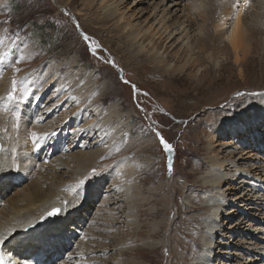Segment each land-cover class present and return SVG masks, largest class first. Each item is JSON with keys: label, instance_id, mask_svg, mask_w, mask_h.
I'll list each match as a JSON object with an SVG mask.
<instances>
[{"label": "bare ground", "instance_id": "1", "mask_svg": "<svg viewBox=\"0 0 264 264\" xmlns=\"http://www.w3.org/2000/svg\"><path fill=\"white\" fill-rule=\"evenodd\" d=\"M66 1L54 0L59 8L66 7ZM128 1L82 0L77 15L100 28L113 22L116 27L109 33L113 34L115 42L121 43L120 49L135 61L144 49L142 43L150 38L140 29L130 27L120 12ZM198 1L201 0H154L152 3L150 14L153 17L160 14L163 31L169 30L162 42L178 32L181 41L189 45L181 51L186 58L184 62L172 66L169 60L175 59L181 49L174 47L172 55L166 52L177 40L165 46V56L159 53L163 43L152 42L145 55L155 73L164 75L194 66L202 59L200 52L208 48L212 52L207 59L216 66L217 51L222 43L230 48L237 62L250 51L249 35L263 32L264 0H249L243 15L240 11L234 14L240 0H219V4L213 0L211 15L214 18L207 24L204 17L208 15L201 10ZM94 8L98 10L92 12ZM106 42L103 43L107 46ZM259 43L262 48L264 38L260 37ZM181 55H177L174 63H180ZM73 63L61 64L51 73L42 74L44 67L40 66L39 70L25 74L28 84L31 82V87L37 88L26 106L10 103L5 109L0 102V144L7 149L0 153V239L10 232L13 234L6 243H0V248L7 259L9 251L12 253L13 264H92L96 260L91 258L93 252L105 255L107 251L95 250L92 246L108 241L107 225L120 223L123 228L118 227L119 231L138 226L134 208L140 187L133 181V168L128 163L118 165L120 161L100 164V159L111 154L112 145L120 138L119 109L115 105L94 107L106 102L107 96L100 94L106 84L92 86V74L80 76L79 67ZM64 65L71 68L72 75L55 78ZM261 65L264 68V62ZM8 75L10 81L12 75ZM0 80V96H5L9 82L7 84L3 77ZM230 100L226 107L208 113L205 121L208 126L206 148L218 147L221 157L206 151L205 158L196 166L200 168L204 164L203 172L183 174L179 186L170 179L149 189L153 198L160 196L153 199L155 204L164 205L156 209L155 215L164 211L174 213L172 221L167 220L163 225L168 235L160 243L170 253V264H264V92ZM85 101L87 106L79 108ZM235 104L239 105V112L234 111L237 118L221 119L231 115ZM19 109L21 112H17ZM131 113H134L133 108ZM88 116L93 119L91 123L86 119ZM33 132L38 136L49 135L33 146ZM52 132L55 135H50ZM156 141L154 138L144 141L140 144L141 150L161 155L158 147L164 151ZM93 169L94 176L91 175ZM174 169L175 165L173 175ZM86 177H89L87 184L72 201L78 207L66 216L41 220L52 208L62 207L63 201L71 199L75 185ZM103 183L107 184L104 197L98 206H89L86 202L98 198ZM166 188L169 194L173 193V200L164 196ZM9 189L13 190L12 194ZM181 195H184L188 215L180 219ZM227 206L231 208L226 210ZM115 209L120 210L119 214L113 215ZM88 216L91 217L87 222ZM233 218L237 221L226 227ZM160 226L154 222L152 234L157 235ZM129 233L130 240L134 233ZM119 235L122 232L112 239L110 247L116 251L115 264H138L126 258L127 250L122 245L127 240L120 241ZM233 237L238 238L235 243L231 242ZM182 238L189 242L184 243ZM65 249L69 250L63 253ZM102 258L104 256L99 259ZM95 263L105 264L102 260Z\"/></svg>", "mask_w": 264, "mask_h": 264}, {"label": "rangeland", "instance_id": "2", "mask_svg": "<svg viewBox=\"0 0 264 264\" xmlns=\"http://www.w3.org/2000/svg\"><path fill=\"white\" fill-rule=\"evenodd\" d=\"M105 1L113 3L117 0ZM66 2V7L59 8L54 0H0V37L6 40L5 45H0V53L8 51L9 48H12L14 53V55L10 53L6 61L0 63V78H5L7 84L9 82V88L6 91L8 92L11 90L13 80H23L28 84L25 74H30L33 69L37 71L41 66L44 67L42 74L51 73L59 65L74 61L73 65L77 64L80 69V76L84 73L92 74L90 80L92 86L98 87L102 83L106 84L104 90H100V94L107 96L106 102L93 106L101 108L115 105L119 109L118 114L122 121L119 128L120 138L112 145L111 154L100 159V164L120 161L118 165L121 163L125 166L128 163L133 168V181L140 187L137 196L138 204H135L134 208L135 222L137 221L136 225L138 226L129 229V231L126 228L119 231L117 229L118 227L123 228L122 224L107 225L105 235L108 241L92 245L95 250L107 249V251L105 255L93 252L91 258L95 257L97 262L102 260L105 264H115L116 251L110 248L111 241L115 240L119 232H122V235H119V240L123 241L122 238L127 240L122 246L124 250H127L126 258L130 263L132 261L138 264H170V253L160 243L168 235L163 225L165 221L167 223V220L172 221L174 213H165L164 211L163 214L158 212L155 215L156 209L163 208L164 205L157 206L155 204L153 199L160 198V196L153 198L149 189L163 185L162 181L170 179L175 186H179L183 174L192 172L198 175L203 172L206 168L204 164L200 168L196 166L203 161L206 151L212 156L221 157L218 147L206 148L205 135L207 136L208 126L205 121L208 113L226 107V103L232 98L242 99L264 92V68L261 65L264 62V45L261 48L259 43L260 37L264 38V29L261 34L251 33L249 35L250 51L245 58L238 59L237 62L234 61V55L230 48L222 43L217 51L216 66L207 59L212 52V49L208 48L200 52L202 57L200 63H194V66L184 68L183 71L178 69L173 73L160 75L151 69L152 65L148 64L145 55V51L155 41L162 42L167 37L168 33L166 32L169 31H163L160 14L156 17L150 14L154 0H129L126 5L121 7L120 12L127 19L129 26L133 29H140L142 34H147L150 38L142 43L144 49L135 61L128 57L125 50L120 49L121 43L115 42L113 34L109 33L116 27L113 22L100 28L87 22L84 17H81L83 19L81 21L77 15V9H80L82 0H67ZM198 3L201 4V10L203 9L209 16L204 17L205 24H207L214 18L213 14L211 15L214 2L213 0H201ZM95 4V8H97L99 3ZM217 4H219V0H217ZM262 4L264 8V1ZM248 7L249 4L245 7L243 1L240 0L234 14L236 15L240 11V14L243 15ZM95 8L92 12L98 10ZM82 34L90 38L88 43L84 41ZM172 36L174 37L172 38ZM172 36L162 42L163 48L159 53L161 55L165 46L167 48L177 40L171 48L167 49L166 53L172 55L175 48L180 47L181 50L178 54L182 53V57L184 55L181 52L182 49L188 48L189 45H186L185 41H181L182 37L178 35V32L173 33ZM12 41H16V43L13 44ZM103 42H106L108 47ZM97 45H99L98 48H96ZM90 47L96 48L97 56L91 54ZM166 53H163V56ZM195 56H192V59ZM176 58L169 60V64L178 66L186 59L182 57L183 59H178L180 63H174ZM17 59H19V63L15 62ZM108 61H112V63H108ZM70 71H72L71 68L64 65L63 69L57 72L58 76L55 78L71 76ZM9 73L12 75L10 81H8ZM49 79L46 81L49 82ZM123 81L129 83L125 84ZM133 85L137 89L135 96L133 95ZM28 86L33 94L37 93V88H32L31 82ZM33 96L35 95L31 94L29 100L19 104V107L26 106ZM87 104L88 102L85 101L79 108H83ZM3 108L6 109L4 106ZM132 108L134 113H131ZM236 110L239 112V105L235 104L231 107V115L221 119L237 118V113L234 112ZM17 112H21V110L19 109ZM86 119L90 123L93 121L89 116ZM156 131L160 132L165 140L172 145L171 153L161 152L159 147L158 150L161 153L159 156L154 151L152 154H147L145 150H141L140 144L144 141L149 142L153 138L158 140L155 135ZM169 160L172 162L171 172L168 170ZM160 161H162L161 164ZM106 185V183L102 184L95 201L84 202L89 206L90 204L98 206L99 201L104 197ZM12 192L13 190L9 189V193L12 194ZM107 193L110 194L109 191ZM164 196L173 200V193L169 194L167 188L164 191ZM179 202L182 205V212L179 215L181 219L188 215L184 195H181ZM230 208L231 206H227L225 209L229 210ZM119 211L117 210L113 215ZM196 215L198 214L196 213ZM90 217L86 218L87 222ZM180 219L176 222L179 223ZM258 219L259 216H257ZM236 221V218H233L225 226L228 227ZM154 222L161 224L157 235L152 234ZM129 232L134 233L130 240ZM236 239L238 238L233 237L231 242ZM182 240L184 243L189 242L188 239L182 238ZM226 241L228 242V239ZM68 248H72V244L68 245ZM69 249H65L63 253ZM103 256L104 258L99 259ZM96 260L92 261V264H96ZM213 262L217 263L218 261L214 260Z\"/></svg>", "mask_w": 264, "mask_h": 264}, {"label": "snow or ice", "instance_id": "3", "mask_svg": "<svg viewBox=\"0 0 264 264\" xmlns=\"http://www.w3.org/2000/svg\"><path fill=\"white\" fill-rule=\"evenodd\" d=\"M244 6L247 7L249 4V0H243ZM83 35V34H82ZM18 39V37H17ZM83 39L86 43L90 41V38L87 35H83ZM13 44L16 43V41H12ZM6 40L3 37H0V45H5ZM99 45L96 46L98 48ZM96 48H89V51H91V54L93 56H97ZM10 53H13V49L9 48L8 51H5L3 53H0V63H4ZM22 58V57H21ZM16 63H19V59L15 61ZM108 63H112V61H108ZM115 66V65H113ZM18 71V69H17ZM125 84L129 83L128 81H123ZM133 89V95L135 96L137 93V89L135 88V85L132 86ZM59 91V90H58ZM19 92V94H17ZM33 94L31 89L29 88L28 84H26L23 80H13L11 90L6 93L5 96H0V102L4 103V106L7 107L9 103L13 105H19L23 104L26 101L29 100L30 95ZM143 111V109H141ZM49 111H52V109H49ZM43 119V118H41ZM15 127V125H14ZM153 131H155L153 129ZM49 134H45L44 136H38L37 133L33 132L31 133V138L33 142V146H36L40 139H45ZM50 135H55V132H52ZM156 138L159 141L160 146L162 147L163 151L165 153H171L172 152V145L168 143L165 138L160 134V132H155ZM7 149L3 144H0V153L6 152ZM119 151V149H117ZM168 170L172 171V162L171 160L168 161ZM95 170H92L91 175L94 176ZM89 177H86L83 180L78 181V183L75 185L76 191L73 193L72 198L69 200L63 201L62 207H54L50 211L46 213L45 216L41 217V220L50 219V218H59L62 214L68 215L70 214L74 208L78 207L77 205H73L72 201L75 200L77 197L80 196V189L84 187L88 182ZM55 223V221H53ZM13 238V234L10 232L7 237H4L3 239H0V243H6L8 239ZM12 258V253L9 251L8 253V259L9 261ZM0 264H5V256L0 255Z\"/></svg>", "mask_w": 264, "mask_h": 264}]
</instances>
